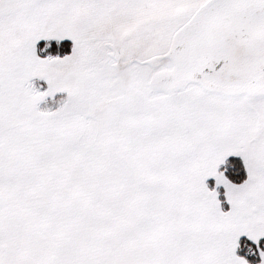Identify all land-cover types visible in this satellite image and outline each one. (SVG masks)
<instances>
[{"label": "snow or ice", "instance_id": "6c2138e0", "mask_svg": "<svg viewBox=\"0 0 264 264\" xmlns=\"http://www.w3.org/2000/svg\"><path fill=\"white\" fill-rule=\"evenodd\" d=\"M0 264H264V0H0Z\"/></svg>", "mask_w": 264, "mask_h": 264}]
</instances>
